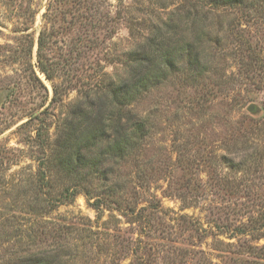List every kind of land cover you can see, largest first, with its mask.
Instances as JSON below:
<instances>
[{
    "label": "rangeland",
    "instance_id": "1",
    "mask_svg": "<svg viewBox=\"0 0 264 264\" xmlns=\"http://www.w3.org/2000/svg\"><path fill=\"white\" fill-rule=\"evenodd\" d=\"M208 1L0 0V264H264V3ZM194 5L205 73L133 103L147 130L129 155L64 175L63 119L150 45H179Z\"/></svg>",
    "mask_w": 264,
    "mask_h": 264
},
{
    "label": "trees",
    "instance_id": "2",
    "mask_svg": "<svg viewBox=\"0 0 264 264\" xmlns=\"http://www.w3.org/2000/svg\"><path fill=\"white\" fill-rule=\"evenodd\" d=\"M208 2L224 7H253L264 3V0ZM198 7L202 9V6L194 5L180 16L184 27L189 21L191 23L188 29L182 30L180 27L179 45H150L151 49L143 52L139 65L137 64L127 77L109 80L103 87L94 85L92 96L88 97V94L82 106L76 105L70 110V115L66 116L58 127L54 144L49 146L51 163L64 175L70 176L85 169L87 175L95 176L100 173L104 159L129 155L139 147L140 140L147 130L144 117L132 109L133 103L173 71L180 70L187 78L205 73L211 61L205 53L206 45L201 41V37L208 35L212 28L202 18L198 19ZM40 67L47 72L43 65ZM53 262L44 253H37L22 256L17 264Z\"/></svg>",
    "mask_w": 264,
    "mask_h": 264
},
{
    "label": "water",
    "instance_id": "3",
    "mask_svg": "<svg viewBox=\"0 0 264 264\" xmlns=\"http://www.w3.org/2000/svg\"><path fill=\"white\" fill-rule=\"evenodd\" d=\"M253 108H254L253 105H250L248 109L253 110Z\"/></svg>",
    "mask_w": 264,
    "mask_h": 264
}]
</instances>
